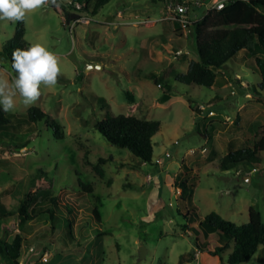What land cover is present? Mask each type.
<instances>
[{
	"label": "rangeland",
	"instance_id": "rangeland-1",
	"mask_svg": "<svg viewBox=\"0 0 264 264\" xmlns=\"http://www.w3.org/2000/svg\"><path fill=\"white\" fill-rule=\"evenodd\" d=\"M71 1L57 0L58 7L49 4L26 18L28 43L54 52L61 67L57 85L42 86L34 106L59 120L66 138H57L47 120L26 124L31 107L17 97L8 113L13 127L0 137V202L6 206L0 217L10 213L0 218V239L25 238L22 264H226L230 251L221 258L198 248L206 239L198 226L213 211L242 225L254 207L264 219V152L260 166L220 168L233 146L264 135L255 59L236 56L212 88L177 82L174 76L199 56L192 29H177L182 24L169 12L170 0H111L96 15L71 9ZM205 10L197 7L189 18ZM17 23L0 21V75L9 80L15 74L4 47ZM160 79L172 87L166 103ZM202 103L212 104L217 115H202ZM122 113L161 122L152 163L96 129L101 119ZM183 182L193 186L189 194L181 195ZM53 197L64 210L72 206L75 241L65 243L48 215L32 207L33 218L20 221L25 200L39 209ZM141 247L147 250L143 259ZM0 264H7L1 255ZM246 264H264V247Z\"/></svg>",
	"mask_w": 264,
	"mask_h": 264
},
{
	"label": "trees",
	"instance_id": "trees-1",
	"mask_svg": "<svg viewBox=\"0 0 264 264\" xmlns=\"http://www.w3.org/2000/svg\"><path fill=\"white\" fill-rule=\"evenodd\" d=\"M110 1L73 0L70 2V8L96 15L99 9ZM183 1H188L193 6V11H196L192 0H170L169 2ZM76 3H79L81 7L77 8ZM92 5L93 9L90 11ZM77 17L76 14L70 13V19L74 20ZM177 29H182L178 23ZM191 29L196 38L199 59L192 60L185 73L174 76L177 82L212 88L218 83L219 73L223 67L242 53L246 59H255L256 67L253 66V69L260 73L261 81L254 91L258 95L264 93V0H231L224 9L212 10L200 16L198 21H193ZM25 35L26 24L18 22L14 37L4 47V53L7 54L11 63L15 49L23 50L30 46L27 40H23ZM159 83L166 87V92L161 98V102L166 103L173 97L172 87L164 80ZM100 101L103 103L105 99L101 98ZM43 120H47L48 124L54 128L57 138H66L65 126L59 120L51 118L38 106L31 107L27 117L24 118L28 125ZM11 127L13 123L9 114L3 113L0 109V137H6L5 132ZM96 129L109 142L130 150L142 162L152 163L154 161V137L161 130L159 120L141 119L136 115L122 113L101 119L96 123ZM263 152L264 135L254 138L242 148L235 149L233 146L221 160L220 168L229 171L245 163H251L255 167L260 166L263 161ZM79 183L89 193L93 192L91 185ZM191 190L193 186L182 183L181 195L189 194ZM32 198V195L28 196V199L32 200ZM49 203L47 207L40 204V208L37 209L25 200L19 209L20 221L24 224L33 218L28 210L32 207L35 214L48 215L52 228L61 230V239L65 243L75 241L72 227L74 221L73 217H70L73 214L72 206L67 205V211L64 210L58 197L49 199ZM0 209H6L2 202H0ZM192 209L194 216H191V221L196 222L200 220V215L194 205ZM9 214L6 212L0 218L3 219ZM94 215L98 221H101V213L98 209L94 210ZM198 228L206 234V239L198 242V248L221 258L223 254L230 251L226 264H246L264 247V219L261 212L254 207L250 208V220L245 224L239 225L213 211L205 217L204 221L200 222ZM24 242L25 238L20 234L12 242L0 239L1 258L7 264H22Z\"/></svg>",
	"mask_w": 264,
	"mask_h": 264
},
{
	"label": "clouds",
	"instance_id": "clouds-1",
	"mask_svg": "<svg viewBox=\"0 0 264 264\" xmlns=\"http://www.w3.org/2000/svg\"><path fill=\"white\" fill-rule=\"evenodd\" d=\"M49 4L59 6L57 0H0V21L25 23L30 13ZM27 39L25 35L23 40ZM11 61L15 75L11 80L0 75V109L5 114L16 109L17 97L25 108L34 106L42 96L41 87L56 86L61 73L56 54L39 43L15 49Z\"/></svg>",
	"mask_w": 264,
	"mask_h": 264
},
{
	"label": "built area",
	"instance_id": "built-area-1",
	"mask_svg": "<svg viewBox=\"0 0 264 264\" xmlns=\"http://www.w3.org/2000/svg\"><path fill=\"white\" fill-rule=\"evenodd\" d=\"M231 0H208V1H201L197 0L194 1V7H206L205 13H208L212 10H222L226 7L227 3ZM80 8V7H79ZM167 8L170 10L169 12L171 14L175 13L176 20L180 21L182 24V27L191 30V25L193 21H198L200 17L196 15L195 19L189 18L191 12L193 11V6L188 3V1L183 2H168ZM189 14V15H188ZM182 51H177V54H181ZM159 86H162L161 83H159ZM234 93V92H233ZM213 107L212 104H199L197 109L202 113V115H207L208 117H215L217 115L216 111L211 109ZM178 143V142H176ZM195 152V151H193ZM48 260V258L46 259Z\"/></svg>",
	"mask_w": 264,
	"mask_h": 264
},
{
	"label": "water",
	"instance_id": "water-1",
	"mask_svg": "<svg viewBox=\"0 0 264 264\" xmlns=\"http://www.w3.org/2000/svg\"><path fill=\"white\" fill-rule=\"evenodd\" d=\"M98 67H99V66H98ZM246 179H249V180H250L251 177L247 176ZM146 253H147L146 248H145V247H141V249H140V251H139V257H140V259L145 258Z\"/></svg>",
	"mask_w": 264,
	"mask_h": 264
},
{
	"label": "crops",
	"instance_id": "crops-1",
	"mask_svg": "<svg viewBox=\"0 0 264 264\" xmlns=\"http://www.w3.org/2000/svg\"><path fill=\"white\" fill-rule=\"evenodd\" d=\"M199 15V14H198ZM199 17H200V15H199ZM188 70V69H187ZM214 87V86H213Z\"/></svg>",
	"mask_w": 264,
	"mask_h": 264
}]
</instances>
